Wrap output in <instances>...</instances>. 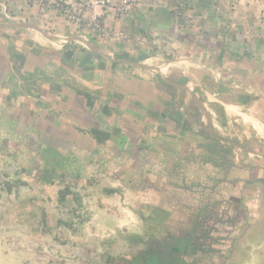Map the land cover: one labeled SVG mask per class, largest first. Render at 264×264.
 <instances>
[{"label":"crops","instance_id":"obj_1","mask_svg":"<svg viewBox=\"0 0 264 264\" xmlns=\"http://www.w3.org/2000/svg\"><path fill=\"white\" fill-rule=\"evenodd\" d=\"M263 14L264 0H139L103 13V38L45 1L0 0L6 189L66 180L70 226L90 189L108 216L92 221L117 231L109 263L219 264L235 243L240 261L264 221Z\"/></svg>","mask_w":264,"mask_h":264},{"label":"rangeland","instance_id":"obj_2","mask_svg":"<svg viewBox=\"0 0 264 264\" xmlns=\"http://www.w3.org/2000/svg\"><path fill=\"white\" fill-rule=\"evenodd\" d=\"M12 156L16 158L17 154L13 153ZM1 166L2 173L14 170ZM12 178L0 176V264H113L107 261L106 255L112 251L114 243L109 242L104 235L117 234V231H114L111 219L105 228L97 220L92 221L93 217L102 218L97 215L98 207L102 204L90 189L77 190V196L83 205H87V209L81 213L83 221L75 216L70 226L64 225L61 219L69 217V208L75 205V198L67 195L62 202L60 193L56 194V189L65 185L66 180L58 181L57 187L46 179L39 181L28 175L23 178L29 180L30 184L35 180L37 183L20 186L10 192L6 189V182ZM108 210L115 214L111 209ZM54 222L57 224L54 225ZM259 229L257 235L246 238L249 247L241 251L240 261L235 256V243L232 255L227 259L218 257L216 262L264 264V221ZM86 238L89 240L84 241Z\"/></svg>","mask_w":264,"mask_h":264},{"label":"built area","instance_id":"obj_3","mask_svg":"<svg viewBox=\"0 0 264 264\" xmlns=\"http://www.w3.org/2000/svg\"><path fill=\"white\" fill-rule=\"evenodd\" d=\"M49 8H56L85 33L108 37L109 29L101 18L103 13L126 16L139 0H42ZM181 13V10H178ZM264 15V14H263ZM264 19V16H262Z\"/></svg>","mask_w":264,"mask_h":264},{"label":"trees","instance_id":"obj_4","mask_svg":"<svg viewBox=\"0 0 264 264\" xmlns=\"http://www.w3.org/2000/svg\"><path fill=\"white\" fill-rule=\"evenodd\" d=\"M68 193V191L67 192H64L63 194H62V197H65V195ZM79 199V198H78Z\"/></svg>","mask_w":264,"mask_h":264}]
</instances>
